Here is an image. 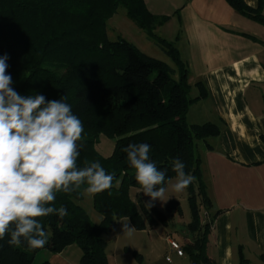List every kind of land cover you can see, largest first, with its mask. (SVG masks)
<instances>
[{"label":"trees","instance_id":"obj_1","mask_svg":"<svg viewBox=\"0 0 264 264\" xmlns=\"http://www.w3.org/2000/svg\"><path fill=\"white\" fill-rule=\"evenodd\" d=\"M226 1L235 11L264 24L262 1L256 8L243 0ZM119 6L160 46L175 68L123 38L108 39L107 21ZM167 20V16L152 14L144 0H0V56H8L12 87L21 95L43 94L49 100L67 95L66 102L84 126L78 166L99 161L106 173L114 175L111 189L92 196L93 207L101 216L99 223L91 221L78 203L87 184L70 193L58 192L54 206L63 205L68 215L63 219L55 214L38 218L47 233V244L36 250L26 242L11 246L7 235L0 240V264H31L42 250L59 253L72 244L81 250L79 264H108L103 235L115 221L128 218L133 228L141 231L167 226L175 215H182L175 199L163 209H148L145 204L138 207L130 198L131 188L141 191L136 170L121 151L130 143L151 145L150 159L168 172L164 187L176 177L172 170L176 158L185 163V172L195 177L186 188L191 240L181 249L191 264H215L206 254L210 222L201 211L210 201L196 142L218 135L219 127L211 122L186 121L189 105L206 93L198 82L199 94L189 98L188 70L178 50L155 35V28ZM101 135L115 140L109 156L95 148ZM261 139L264 141V135ZM133 255L140 257L136 252ZM245 263L239 250L237 264ZM40 264L50 263L43 260Z\"/></svg>","mask_w":264,"mask_h":264},{"label":"crops","instance_id":"obj_2","mask_svg":"<svg viewBox=\"0 0 264 264\" xmlns=\"http://www.w3.org/2000/svg\"><path fill=\"white\" fill-rule=\"evenodd\" d=\"M243 2L255 5L251 8L261 2L264 15V0ZM144 3L152 14L168 17L156 28L170 32L165 40L173 43L187 67L189 94L195 90L189 98L199 94L196 83L205 89L206 95L189 105L187 123L211 122L219 127L218 135L196 142L210 201L202 208L210 222L206 254L215 264H237L241 250L245 264H264V24L235 11L226 0ZM100 220L95 214L91 221ZM189 220L176 222L173 217L167 226L138 231L146 241L126 248L132 247L139 258L127 252L111 253L106 242L108 264H162L163 250L164 256H172L168 261L164 258L168 264H191L183 251L178 255L167 241L169 237L180 247L189 243ZM41 252L50 264H79L81 256L75 244L59 253Z\"/></svg>","mask_w":264,"mask_h":264},{"label":"clouds","instance_id":"obj_3","mask_svg":"<svg viewBox=\"0 0 264 264\" xmlns=\"http://www.w3.org/2000/svg\"><path fill=\"white\" fill-rule=\"evenodd\" d=\"M7 60V54L0 56V240L10 235L9 245L26 242L36 250L48 242L38 218L68 215L63 205L54 206L58 192L70 193L87 184L86 193L94 195L111 189L114 175L106 173L99 161L78 166L84 126L66 102L67 95L59 100L21 95L12 87ZM150 150L148 143H130L121 149L136 170L141 192L150 198L145 201L148 209L157 200L166 201L163 185L168 176L150 159ZM185 167L179 158L172 164L174 192L184 191L195 179ZM123 230L131 234L128 223Z\"/></svg>","mask_w":264,"mask_h":264},{"label":"rangeland","instance_id":"obj_4","mask_svg":"<svg viewBox=\"0 0 264 264\" xmlns=\"http://www.w3.org/2000/svg\"><path fill=\"white\" fill-rule=\"evenodd\" d=\"M106 32L109 40L115 41L118 38H123L129 41L130 43H132L133 45H135L141 52L165 62L171 68H175V65L173 64L172 60L164 53V51L160 48V46H158L156 42L148 38L146 33L143 32V30H141L139 27H137L127 17L125 8L123 6H119L113 17H111L107 21ZM154 33L155 35L160 36L161 38L164 39L165 37H167V35L170 34L169 31L165 32L158 30L157 28L156 30H154ZM172 77L176 79L177 76L173 75ZM194 95H195V90L189 94L190 97H193ZM114 141H115L114 139L101 135L98 139V142L95 145V148L102 156H109L112 154ZM175 182H176V177L172 178L165 186L166 191L164 193V199L166 201L162 203L161 201L157 200L155 201L154 206L158 209H163L170 200L175 199L180 203L179 205L181 208L182 215L180 216L175 215L174 220L176 219V222L177 220L179 221L180 219L182 221L189 220L190 211L187 202L186 189L182 192H174L172 190V184H174ZM129 196L135 203H137L138 207L140 206V204H145V201L150 199L148 196L144 195L143 192H141L137 188H131L129 191ZM79 204H81L83 209L88 214L89 218L95 221V214H97V216L99 214L96 212V210L93 207L92 194H87L85 191L83 194V198L81 199V202ZM125 223H128L129 227H131V234H129L128 231L123 230V225ZM137 232H138L137 230L133 229L129 219L125 218L122 219L120 223H115L114 225H111V227L107 230V232H105L103 237L108 243L109 246L108 250L111 253L120 252V254H122L127 252L133 255L135 251L132 249V247H130L129 250H127L126 246L130 245L131 243H136L139 240H142V242L146 241V238L143 237V235L138 234ZM162 244L164 245V243ZM43 254H44L43 252L36 254L31 264H40L43 261ZM164 254L165 251L163 250L161 253V256L163 258L162 264H168V262H166L164 258L166 259V257H169L170 259H172L171 258L172 256L171 255L164 256Z\"/></svg>","mask_w":264,"mask_h":264},{"label":"built area","instance_id":"obj_5","mask_svg":"<svg viewBox=\"0 0 264 264\" xmlns=\"http://www.w3.org/2000/svg\"><path fill=\"white\" fill-rule=\"evenodd\" d=\"M167 241H168V245H169L171 250H174L178 255L183 254L181 247L179 246V244L176 241H174L173 239H170L169 237H167ZM166 260L168 261L169 258L166 257Z\"/></svg>","mask_w":264,"mask_h":264}]
</instances>
